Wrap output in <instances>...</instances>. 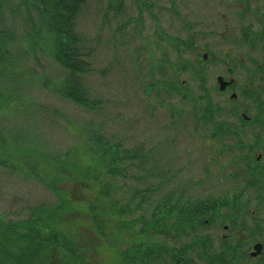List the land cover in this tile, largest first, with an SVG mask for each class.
Listing matches in <instances>:
<instances>
[{
  "label": "trees",
  "instance_id": "1",
  "mask_svg": "<svg viewBox=\"0 0 264 264\" xmlns=\"http://www.w3.org/2000/svg\"><path fill=\"white\" fill-rule=\"evenodd\" d=\"M87 1L0 0V112L20 111L15 107L23 101L22 85L35 82L27 58L31 55L35 60L37 50L47 52L66 70L57 81H44L51 91L85 111H99L104 102L93 96L87 85L92 71L91 49L76 30ZM106 3L116 14L125 6L124 0ZM140 3L148 7L145 1ZM163 37L173 46L177 60L184 41L166 34ZM166 57L163 54L159 62ZM181 68L182 64L173 68L175 74L160 82V90L168 98L175 95L187 103L184 85L177 78ZM156 69L165 74V70ZM191 109V118L199 122L200 109L196 104ZM184 111L171 109L179 115ZM105 125L93 119L79 121L74 143L59 153L48 151L38 137L21 129L6 132L0 128V165L34 178L56 197L51 204L33 207L26 218L6 221L0 217V264H172V259L182 254L183 245L175 253L161 238L170 236L172 230L177 234L183 231L185 210L205 208L198 206L200 200L186 195L185 188L177 187V193L160 198L147 215L143 202L171 180L168 165L155 162L142 146L126 147V139L107 133ZM134 169L144 172L141 177L135 175L140 179H159L133 188L130 197L118 195L128 183V172ZM140 208L141 213L130 217ZM171 210L177 216L174 223L169 218ZM76 222L89 225L103 243L101 253L108 258H91L88 243L78 241L73 229ZM120 240L127 242L125 247L119 246Z\"/></svg>",
  "mask_w": 264,
  "mask_h": 264
},
{
  "label": "rangeland",
  "instance_id": "2",
  "mask_svg": "<svg viewBox=\"0 0 264 264\" xmlns=\"http://www.w3.org/2000/svg\"><path fill=\"white\" fill-rule=\"evenodd\" d=\"M144 1L148 7L140 3ZM216 1L223 5L230 0H124L125 6L117 14L107 9V0H88L77 19L76 30L84 45L91 49L92 71L87 85L91 94L104 104L99 111L91 113L51 91L44 81L47 78L51 82L52 79L57 81L66 70L47 52L37 50L35 60L31 55L27 58V68L34 72L35 82L22 85L24 102H16L18 107L15 109L23 111L0 112V128L6 132L21 129L38 137L48 151L59 153L74 143V128L79 121H103L107 133H116L117 137L126 139V147L142 146L155 162L168 165L171 180L143 202L147 215L160 198L167 193H177V187L185 188L186 195L200 200L198 206L201 209L227 210L234 205L231 197L234 183L225 178L231 171L222 168L229 156L221 155L218 146H211V141L204 136V129H193L190 106L186 101L175 95L168 98L160 90V82L168 81L166 78L175 74L173 68L184 63L185 55L183 50L176 60L175 50L164 34L184 41L186 26L197 25L195 14L203 10L197 11L198 6L209 5V8ZM163 54L168 57L162 63L159 61ZM156 68L165 70V74L157 73ZM184 77L182 71L178 72L181 84ZM150 84L151 89L145 91L144 87ZM174 108L185 111L181 115L175 114L171 112ZM143 173L136 169L129 171L128 183L117 194L130 197L133 188L159 179L135 176L141 177ZM55 199L41 182L0 165V217L6 221L26 218L33 207L51 204ZM142 211L137 209L130 217ZM175 216L171 210L170 220ZM73 229L78 241L91 247L92 259L108 258L109 255L101 253L103 243L88 224L76 222ZM183 231L177 234L172 230L170 236L161 239L175 250L185 244ZM129 235L130 231H127L126 236ZM173 235L176 238H172ZM126 244V241H119L120 247Z\"/></svg>",
  "mask_w": 264,
  "mask_h": 264
},
{
  "label": "flooded vegetation",
  "instance_id": "3",
  "mask_svg": "<svg viewBox=\"0 0 264 264\" xmlns=\"http://www.w3.org/2000/svg\"><path fill=\"white\" fill-rule=\"evenodd\" d=\"M208 6L186 26L182 84L190 110L200 109L193 129L229 156L234 205L185 210L172 264H264V0Z\"/></svg>",
  "mask_w": 264,
  "mask_h": 264
}]
</instances>
